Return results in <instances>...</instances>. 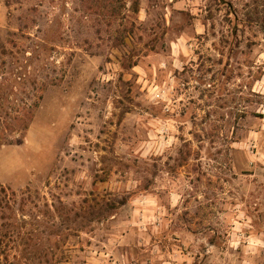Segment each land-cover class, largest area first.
I'll return each mask as SVG.
<instances>
[{"label": "rangeland", "instance_id": "obj_1", "mask_svg": "<svg viewBox=\"0 0 264 264\" xmlns=\"http://www.w3.org/2000/svg\"><path fill=\"white\" fill-rule=\"evenodd\" d=\"M0 144V264L264 230V0H0Z\"/></svg>", "mask_w": 264, "mask_h": 264}, {"label": "crops", "instance_id": "obj_2", "mask_svg": "<svg viewBox=\"0 0 264 264\" xmlns=\"http://www.w3.org/2000/svg\"><path fill=\"white\" fill-rule=\"evenodd\" d=\"M222 219L225 220V217ZM202 221L205 219H198L199 224ZM226 222L230 231L227 234L228 246H224L225 248L220 247L218 243L220 234L216 233L213 241L208 240L209 243L205 234H197V244L189 247L186 245L185 250L178 248L155 250L154 264H264V230H259L247 215L243 217L231 215ZM188 236V239L193 238V233H189ZM240 251L245 254L242 259L238 257ZM260 256L261 258H258Z\"/></svg>", "mask_w": 264, "mask_h": 264}, {"label": "trees", "instance_id": "obj_3", "mask_svg": "<svg viewBox=\"0 0 264 264\" xmlns=\"http://www.w3.org/2000/svg\"><path fill=\"white\" fill-rule=\"evenodd\" d=\"M0 145H2V144H0ZM1 194L6 195V194H7V191H6V189H5L4 187H2V185L0 184V195H1Z\"/></svg>", "mask_w": 264, "mask_h": 264}]
</instances>
